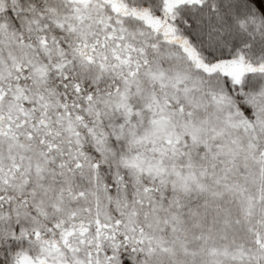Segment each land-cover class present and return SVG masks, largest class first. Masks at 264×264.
<instances>
[{"label": "snow or ice", "instance_id": "6c2138e0", "mask_svg": "<svg viewBox=\"0 0 264 264\" xmlns=\"http://www.w3.org/2000/svg\"><path fill=\"white\" fill-rule=\"evenodd\" d=\"M0 264H264V0H0Z\"/></svg>", "mask_w": 264, "mask_h": 264}]
</instances>
